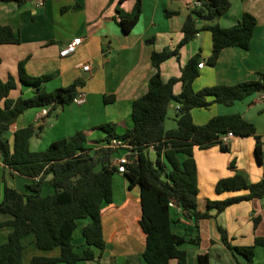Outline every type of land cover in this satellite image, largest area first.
Listing matches in <instances>:
<instances>
[{"label": "crops", "instance_id": "obj_1", "mask_svg": "<svg viewBox=\"0 0 264 264\" xmlns=\"http://www.w3.org/2000/svg\"><path fill=\"white\" fill-rule=\"evenodd\" d=\"M193 1L141 0L140 17L128 33H123L116 22L117 10L131 11L134 0H43L41 6H36L35 0L0 2V24L10 26L20 37L18 44H0L1 79L16 77L17 64L25 59L24 68L28 74L51 76L43 83L44 89L67 86L77 79L85 80L79 89L85 93L82 104L57 107L50 114L46 113V108L25 110L8 130L10 142L15 129L29 124L42 126L39 134L30 139L33 151L44 150L51 142L69 138L78 131L85 133V144L92 148L105 137L106 133L99 128L104 123H113L118 134L124 133L132 124V101L146 91L148 78L153 72L150 53L177 45L182 38L181 26ZM230 2L229 10L218 23L229 27L240 20L242 13L252 14L256 24L249 47H225L216 64L209 66L206 59L211 53V38L209 32L201 31L180 48L178 59L171 57L160 64L164 81L179 76L181 67L196 53L201 55L204 66L198 68L199 75L192 84L194 90L216 84L231 85L254 79L257 72H264V0ZM166 11L174 13L166 15ZM77 37L82 38V42L75 50L67 56H59V50ZM150 38L152 42H146ZM87 63L90 67L83 70L82 66ZM87 72L89 76L82 78L81 75ZM180 89L181 83L178 82L173 90L178 93ZM20 95L31 96V89L19 83L10 92V97L15 99ZM104 95H113L114 100L106 104ZM176 111L177 104L170 103L166 119L170 114L175 116ZM228 114H240L254 125L260 136L261 160L256 158L253 136L234 135L226 144L229 151H221L217 144L207 148L194 147L198 184L196 203L201 212L206 209L207 200L244 194L243 191L216 193L214 186L219 179L230 177L237 171L249 182H256L264 173V93L251 94L228 106L214 103L207 108L191 110L194 123L199 125L215 115ZM165 121L166 129L175 127H166ZM149 156L154 157L151 148ZM232 161H235L234 168H230ZM49 178L50 175L46 176V180ZM30 182L29 177L9 168L0 159V201L4 185L26 192V185ZM52 192L48 183L42 185L41 194ZM174 211L178 212L176 208ZM210 214L212 217L198 222L199 244L182 245L186 251V264H201L198 261L201 254L207 255L208 264H245L243 255L222 243L218 226L226 231L233 245L253 244L255 237H264V199L242 200L220 213L211 210ZM9 218L0 214V222ZM139 218L138 186L128 187L126 177L115 172L112 201L101 205L105 248L102 252L94 248V259L75 264H147L141 257L144 241L138 226ZM88 222V218L77 221L80 233L73 237L76 251L85 248L82 228ZM170 227L172 232L181 235L191 231L192 222L180 217V222H172ZM10 230L9 226L0 227V242L7 240ZM23 243L22 264H31L30 258L34 255L58 254L57 249L45 252L37 249L32 235L25 237ZM254 251V264H264V246H257ZM170 264H176L175 260Z\"/></svg>", "mask_w": 264, "mask_h": 264}, {"label": "trees", "instance_id": "obj_2", "mask_svg": "<svg viewBox=\"0 0 264 264\" xmlns=\"http://www.w3.org/2000/svg\"><path fill=\"white\" fill-rule=\"evenodd\" d=\"M11 0H0L7 2ZM22 2L24 0H13ZM199 6H192L181 26L182 38L174 48L153 50L150 62L153 72L148 78L146 91L135 98L131 105V127L118 134L113 123H104L99 128L105 137L97 144L109 142L112 137L123 138L130 145L128 162L121 172L128 187L138 186L140 218L138 226L143 237L142 259L147 264H186L184 243L198 245L200 242L198 222L210 218L211 210L222 212L227 206L242 200L264 199V173L260 180L249 182L235 171L233 175L219 179L216 193L240 192L223 200H207L206 209H197V169L193 157L194 147L207 148L217 144L221 151H229L218 137L227 131L235 136H253L255 155L261 160L260 136L254 125L240 114L215 115L204 124L193 121V108H207L217 103L232 105L235 101L254 94L264 93V72H257L256 78L231 85L216 84L194 90L193 81L199 75V53L191 56L181 67L179 76L164 81L160 64L165 60L179 58L180 48L191 41L197 33L207 31L211 38V53L206 59L214 66L225 47L247 49L256 24L255 17L244 12L232 26L222 27L218 20L230 8V0H199ZM68 8V7H65ZM64 8V9H65ZM141 0H134L131 11L117 10L116 22L123 33H128L141 14ZM166 15L174 12L166 11ZM201 22V25H198ZM146 42H152V38ZM20 37L10 26L0 24V44H18ZM24 60L17 64V75L6 80L0 78V159L9 168L30 178L26 192L4 185L0 201V214L10 218L0 222V227L9 226L7 240L0 242V264H22L25 245L23 239L33 236L34 246L40 251L58 250L56 256L34 255L31 264H75L94 259V248L102 252L105 248L101 224V205L112 201V177L118 168L112 163L119 149L99 146L87 147L85 133L78 131L69 138L51 142L44 150L30 149V139L39 134L41 124H29L12 132L11 142L8 130L25 110L46 108L50 114L57 107L72 103L85 80L77 79L67 86L46 91L43 83L50 75L32 76L24 68ZM181 83L175 93L173 87ZM24 85L31 89L29 97L13 99L10 92ZM114 100L113 95H104L103 102ZM177 104L174 116L175 127L166 129L164 121L170 103ZM152 147L154 157L149 156ZM132 157V158H131ZM98 167V168H97ZM230 168H234L233 162ZM50 178L46 180V176ZM38 178V180H36ZM48 183L52 193L41 194V187ZM180 213L174 211L173 205ZM179 215V216H177ZM180 217L192 222L191 231L176 234L171 230L172 222ZM88 218L82 228L85 248L76 251L73 232L79 219ZM222 243L231 251L243 255L245 264H254L255 248L264 246V237H255L253 244L233 245L226 231L218 226ZM201 264H208L206 254L198 255Z\"/></svg>", "mask_w": 264, "mask_h": 264}, {"label": "built area", "instance_id": "obj_3", "mask_svg": "<svg viewBox=\"0 0 264 264\" xmlns=\"http://www.w3.org/2000/svg\"><path fill=\"white\" fill-rule=\"evenodd\" d=\"M35 4H36V6H41L43 4V0H35ZM199 5H200L199 0L193 1V6H199ZM81 42H82V38H79V37L74 38L71 42H69L63 48H61L59 50V52H58L59 56L63 57V56H67L68 54L72 53L75 50L76 46L78 44H80ZM202 66H204V62L200 61L198 63V68H201ZM89 67H90V65L87 63V64H84L82 66V69L88 70ZM84 101H85V93L82 90H79L78 93L73 97L72 103L76 104V105H80ZM43 113H45V112L43 111ZM38 117H40V116H38ZM233 136H234V134L231 131H227L223 134H220L218 139L222 144H227ZM99 146L111 147L113 149L121 150L120 153H118L114 156V158L112 159V163L118 168L119 172H123L125 170L124 164H126L128 162V156L130 154H132L128 149V148H130L128 141L126 139H123V138L112 137L109 140V142H105V143L103 142L101 144H97L92 148H96ZM150 148L152 149V147H150ZM36 180H38V178H36ZM173 208H176L178 213H180L181 210L179 208L175 207V205H173Z\"/></svg>", "mask_w": 264, "mask_h": 264}, {"label": "rangeland", "instance_id": "obj_4", "mask_svg": "<svg viewBox=\"0 0 264 264\" xmlns=\"http://www.w3.org/2000/svg\"><path fill=\"white\" fill-rule=\"evenodd\" d=\"M15 78V77H14ZM54 89H56V88H52V87H49V88H47V89H45L46 91H52V90H54ZM174 122V124H172ZM165 125H166V127H173V126H175L176 124H175V121H174V115L173 114H170L169 115V118H167L166 119V121H165ZM173 125V126H172ZM233 162V164L235 165V161H232ZM98 168V167H97ZM241 173V172H240ZM242 174V173H241ZM197 186H198V184H197ZM78 233H80V225L78 226L77 225V227L75 228V230H74V232H73V237H75Z\"/></svg>", "mask_w": 264, "mask_h": 264}, {"label": "water", "instance_id": "obj_5", "mask_svg": "<svg viewBox=\"0 0 264 264\" xmlns=\"http://www.w3.org/2000/svg\"><path fill=\"white\" fill-rule=\"evenodd\" d=\"M81 76H82V78L86 79L89 76V73L88 72L87 73H84Z\"/></svg>", "mask_w": 264, "mask_h": 264}]
</instances>
